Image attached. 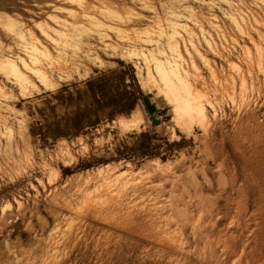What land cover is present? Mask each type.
I'll list each match as a JSON object with an SVG mask.
<instances>
[{"label": "rangeland", "instance_id": "1", "mask_svg": "<svg viewBox=\"0 0 264 264\" xmlns=\"http://www.w3.org/2000/svg\"><path fill=\"white\" fill-rule=\"evenodd\" d=\"M0 57V264H264V0H0Z\"/></svg>", "mask_w": 264, "mask_h": 264}, {"label": "water", "instance_id": "2", "mask_svg": "<svg viewBox=\"0 0 264 264\" xmlns=\"http://www.w3.org/2000/svg\"><path fill=\"white\" fill-rule=\"evenodd\" d=\"M142 101H143L146 111L151 115L154 124H157L159 121L155 119L153 116L156 111L155 105L150 103L147 97H142Z\"/></svg>", "mask_w": 264, "mask_h": 264}, {"label": "bare ground", "instance_id": "3", "mask_svg": "<svg viewBox=\"0 0 264 264\" xmlns=\"http://www.w3.org/2000/svg\"><path fill=\"white\" fill-rule=\"evenodd\" d=\"M1 23H3V25L4 26H11V24L12 23H9L8 22V20L7 19H5V20H3ZM31 33H33V32H31ZM33 36V35H32ZM260 56V55H259ZM0 59H3L4 60V62L3 63H6V62H8L9 60H8V58L7 57H0ZM9 64H11L10 62H8ZM202 108V107H201ZM139 115V114H138ZM194 115V114H193ZM195 116V115H194ZM137 117H139V116H137ZM186 118H187V116H186ZM185 118V119H186ZM136 119V118H135ZM122 120H123V118H122ZM129 120H132V119H129ZM123 122V121H122ZM132 122V121H131ZM195 122H197V121H195ZM133 123V122H132ZM135 123V122H134ZM123 126H125L124 124H123ZM259 253V252H258Z\"/></svg>", "mask_w": 264, "mask_h": 264}, {"label": "trees", "instance_id": "4", "mask_svg": "<svg viewBox=\"0 0 264 264\" xmlns=\"http://www.w3.org/2000/svg\"><path fill=\"white\" fill-rule=\"evenodd\" d=\"M122 73H124V72L122 70H119V74H122ZM132 78L134 79V77H132ZM135 91H136L137 94L139 93V90L137 89V86H136V90ZM129 109H131V106L124 108L123 111L129 110Z\"/></svg>", "mask_w": 264, "mask_h": 264}]
</instances>
